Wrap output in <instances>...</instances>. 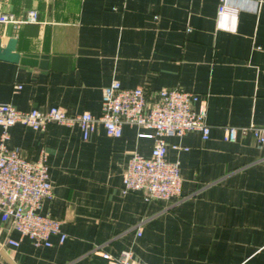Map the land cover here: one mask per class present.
Instances as JSON below:
<instances>
[{
    "label": "crops",
    "instance_id": "0c3cea01",
    "mask_svg": "<svg viewBox=\"0 0 264 264\" xmlns=\"http://www.w3.org/2000/svg\"><path fill=\"white\" fill-rule=\"evenodd\" d=\"M218 2L0 0L1 11L37 9L40 20L0 24L2 45L16 38V52L49 57L47 68L0 58V102L99 116L104 88L119 80L150 95L195 92L211 125L208 140L169 138L189 147L168 150L181 162L182 193L151 202L121 192L131 154L152 151L139 135L150 130L125 125L113 138L100 126L85 140L77 125H14L10 147L32 160L47 153L54 197L42 212L62 220L67 238L37 247L0 212V264H111L103 254L125 249L146 264H264V144L242 131L225 140L229 126L264 125V0H228L221 16Z\"/></svg>",
    "mask_w": 264,
    "mask_h": 264
},
{
    "label": "built area",
    "instance_id": "2783aa9c",
    "mask_svg": "<svg viewBox=\"0 0 264 264\" xmlns=\"http://www.w3.org/2000/svg\"><path fill=\"white\" fill-rule=\"evenodd\" d=\"M228 9V0H219L218 15ZM39 21L37 9L27 10L22 17L0 10V24L21 26ZM200 101L199 94L182 88H162L150 95L145 86L127 88L119 80H113L103 90L99 116L90 111L71 115L60 106L23 111L12 103L0 102V212L3 221L37 247L52 246L53 235H59L61 243L67 238L62 220L42 212L44 201L54 197L47 153L42 150L38 159L32 160L23 155L20 147H10V128L14 125L21 123L35 130H45L51 122L77 125L85 140L100 126L113 138L123 135L125 125L150 130L139 135L153 139L152 151L149 156L138 151L131 154L121 192L142 191L146 202L167 200L181 195L183 181L181 162L169 160L168 150L170 147L189 150L179 143L170 144L169 138L184 137L193 131L200 132L203 140L211 136L207 106ZM225 131L227 141H237L242 131L251 132L258 143L264 144V125L229 126ZM7 242L15 247L20 245V241L13 238ZM103 256L111 264H146L134 257L132 249L122 250L118 256L109 253Z\"/></svg>",
    "mask_w": 264,
    "mask_h": 264
},
{
    "label": "water",
    "instance_id": "95a60500",
    "mask_svg": "<svg viewBox=\"0 0 264 264\" xmlns=\"http://www.w3.org/2000/svg\"><path fill=\"white\" fill-rule=\"evenodd\" d=\"M16 38H10L5 46L2 45V37L0 35V58L8 59L14 62H22L26 64L40 65L47 68L49 65V57L47 55H38L25 53L20 54L16 52ZM55 58H53V64Z\"/></svg>",
    "mask_w": 264,
    "mask_h": 264
}]
</instances>
